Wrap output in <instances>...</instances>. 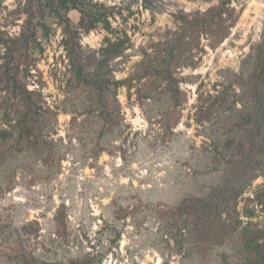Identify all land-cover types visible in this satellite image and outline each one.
<instances>
[{
  "label": "rangeland",
  "instance_id": "1",
  "mask_svg": "<svg viewBox=\"0 0 264 264\" xmlns=\"http://www.w3.org/2000/svg\"><path fill=\"white\" fill-rule=\"evenodd\" d=\"M24 2L0 0V31L10 38ZM220 3L226 38L211 48L210 35H187L197 47L176 54L171 76L160 78L180 22ZM91 10L108 16L111 30L101 22L85 33L80 12ZM43 11L33 8L39 45L24 79L44 103L42 145L2 150L0 264H255L242 242L264 232L256 204L264 150L237 201L239 233L223 245L198 252L170 228L169 211L221 185L246 145L259 106L250 80L264 44V0H82L65 14ZM106 37L123 41L119 57L97 55ZM68 51L88 82L73 78Z\"/></svg>",
  "mask_w": 264,
  "mask_h": 264
},
{
  "label": "trees",
  "instance_id": "2",
  "mask_svg": "<svg viewBox=\"0 0 264 264\" xmlns=\"http://www.w3.org/2000/svg\"><path fill=\"white\" fill-rule=\"evenodd\" d=\"M44 1L46 3L43 6H40V0H25L23 5L18 4L15 12L19 16L25 15V19L17 36L10 38L7 33L0 31V116L6 119L0 127V162L5 155L2 150L7 147L10 150L15 143L22 144L26 148L42 145L40 135L44 129L42 122L44 103L41 96L29 91L24 83L25 75L30 72L31 67L29 51L33 46L39 45L36 31L38 23L33 24L35 18L33 8H37L38 11L41 8V12H44V8H57V13L63 8L65 14L77 8V4L82 2V0ZM224 12V4L220 3L203 14L193 16L189 22H180L182 25L178 28V37L168 45L158 76L163 79L170 77L171 69L178 60L176 54L183 53L186 48L190 51L197 47L195 41L192 44L184 43L187 35L188 38L196 39L200 34L206 33L211 36L210 47L216 48L220 41L226 38V30L229 28L222 19ZM80 13L82 16L80 25H83L82 29L85 33L95 29L101 22L104 23L105 30H111L108 16L102 15L99 11ZM183 25H186L187 29ZM65 48L68 50L67 46ZM122 50V40L118 37L116 39L106 37L97 55L106 59H115L121 55ZM67 55L73 78L80 82H88L83 74L81 58H78L74 51H68ZM258 60L257 72L250 80V88L257 95L259 106L252 116V125L246 137L245 147L240 149L236 157L230 161L228 175L221 185L203 198H186L169 211L170 228L176 232V235L192 241L198 252L209 247L221 246L239 233L241 221L236 211L237 201L245 188L257 178L255 173L258 171L257 157L264 150V44ZM178 95L177 90L171 94V97L176 98ZM14 134L18 139L12 138ZM263 196L261 199L256 197V204L262 208H264ZM239 237L243 238V236ZM242 246L247 257L252 258L255 264H264V232L256 231L251 234L245 238ZM15 264H38V262L32 258L20 257Z\"/></svg>",
  "mask_w": 264,
  "mask_h": 264
}]
</instances>
